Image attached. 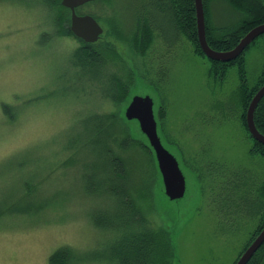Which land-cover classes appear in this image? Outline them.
<instances>
[{
	"label": "rangeland",
	"instance_id": "1",
	"mask_svg": "<svg viewBox=\"0 0 264 264\" xmlns=\"http://www.w3.org/2000/svg\"><path fill=\"white\" fill-rule=\"evenodd\" d=\"M153 1L103 0L77 12L95 13L102 28L95 44H113L122 62L127 96L115 104L72 64L71 55L83 42L70 32V20L54 26L48 6L0 0V264H48L61 247L71 249V264H120L109 260L120 232L109 235L92 220L93 210L110 197L95 189L99 180L90 170H99L101 162L83 140L89 143L86 128L97 113L146 141L138 122L125 118L133 96L152 98L158 135L185 178L184 195L170 200L153 167L146 213L170 237V264H235L262 230L264 156L250 153L253 142L239 119L237 66L213 74L210 62L179 32L161 37L153 30L146 49L135 47L132 38L153 15ZM208 11V24L218 32L238 18L220 0L209 3ZM107 65L116 69V63ZM263 69L260 37L245 52L250 86ZM132 160L136 187L147 184L150 191L147 157ZM214 166L225 175L214 177ZM246 169L262 177L255 175L249 185L243 175V185H231L232 174ZM242 194L261 199L262 206L240 203Z\"/></svg>",
	"mask_w": 264,
	"mask_h": 264
},
{
	"label": "trees",
	"instance_id": "2",
	"mask_svg": "<svg viewBox=\"0 0 264 264\" xmlns=\"http://www.w3.org/2000/svg\"><path fill=\"white\" fill-rule=\"evenodd\" d=\"M11 1L21 5L48 6L54 9L52 18H50V22L53 21L54 26L60 27L70 20L69 10L61 5V0ZM102 1L96 0L85 5L101 4ZM213 1L219 0H202V4L207 44L215 51L232 49L249 30L264 24V0H220L234 10L238 18L218 32L217 28L211 27L207 21L208 6ZM152 7L154 10L153 15L151 14L153 22L161 26L162 31L165 32L163 34L182 33L194 46L195 51L210 62L213 74L225 73L228 67L237 66L238 101L241 108L239 119L243 128L246 129L245 112L248 104L259 88L264 85V69L253 85L250 86L246 79L245 52L256 40L231 62L213 61L203 54L198 44L194 0H154ZM82 9V7L77 8L76 13L81 12ZM88 14L95 18V13ZM138 37H140V41ZM133 40L134 46L143 51L148 47L150 31L143 27ZM109 46L104 43H83L73 51L71 62L80 68L83 75L92 81H97L103 94L116 104L126 99L128 85H123L125 84L123 82L125 75L124 72L121 73L120 69L123 66L122 62L117 60L113 44ZM114 63H116L115 70L104 68L107 64L114 65ZM162 113L161 110L160 118ZM91 115L94 116L95 123L86 128L89 143L86 144V141L83 140V144L86 151L91 147L90 151H93V154L99 158L101 167L95 171V168L91 166L90 176L99 180V186L95 187L96 191L110 197L106 198V204L93 210L92 220L97 227L99 226L109 235L114 236L115 233L120 232L119 235L122 236L119 242L115 241L114 245L112 244L109 250L111 251L109 260H114V262L118 260L120 264H170L173 250L170 237L165 229L154 227L148 221L146 213V210L150 208L152 198L150 192L152 193L156 171L160 177L158 168L155 169L156 171L154 170L157 165L152 149L147 141L130 136L124 128L117 129L114 121L112 122L110 118L106 117L107 115L97 113ZM253 121L257 130L264 135V97L255 108ZM142 136L146 140L143 134ZM248 136L251 139L249 134ZM252 142L254 145L252 152L264 156V146L257 141L252 140ZM78 152L80 153L81 149H78ZM132 157H139V159L147 157L146 163L151 165V167L148 165L151 174L153 172L150 178V191L147 184L144 189L141 187V190L139 186L136 187L130 175L131 166L134 163ZM92 192L97 193L94 190ZM260 194L264 196V188ZM263 226L264 223L261 224L259 230ZM72 255L71 249L61 247L49 256L48 264H60V262H62L61 264H71L70 257ZM247 264H264V242Z\"/></svg>",
	"mask_w": 264,
	"mask_h": 264
},
{
	"label": "water",
	"instance_id": "3",
	"mask_svg": "<svg viewBox=\"0 0 264 264\" xmlns=\"http://www.w3.org/2000/svg\"><path fill=\"white\" fill-rule=\"evenodd\" d=\"M94 1L96 0H61V5L70 11V32L86 44L95 43L102 34V28L95 18L90 15H78L76 9ZM194 6L198 44L203 54L210 60L231 62L238 58L258 36L264 34V24L255 26L232 49L215 51L207 44L202 0H194ZM263 97L264 85L259 88L249 102L245 113V121L252 138L264 146V135L257 130L253 121L255 108ZM125 118L128 121L136 120L138 122L140 132L145 136L149 147L153 151L165 195L170 200L181 198L185 191V178L175 157L161 144L153 114L152 98L148 95L133 96L126 107ZM263 242L264 227L235 264H247Z\"/></svg>",
	"mask_w": 264,
	"mask_h": 264
},
{
	"label": "flooded vegetation",
	"instance_id": "4",
	"mask_svg": "<svg viewBox=\"0 0 264 264\" xmlns=\"http://www.w3.org/2000/svg\"><path fill=\"white\" fill-rule=\"evenodd\" d=\"M150 15V14H149ZM142 16H144V15H142ZM146 16H148V15H145V17ZM149 19V20H148ZM145 22H146V24H145ZM140 24H142L143 25V27L145 28V30H149L150 32H153V30H155V31H158V33H159V35H161V37H163V31H162V28H161V26L160 25H158V24H155V22H153V19H152V17H151V15L150 16H148V17H146V21H142ZM261 25V24H260ZM153 26V27H152ZM139 29L137 30V33L135 34V35H138L139 34ZM264 34H262V35H260L261 37H264L263 36ZM260 36H258L255 40H257L258 38H260ZM176 36L174 35V38H175ZM140 37H138V40L140 41V39H139ZM175 41V39H173V42ZM132 42H134V40H133V38H132ZM149 44H150V41H149ZM148 44V45H149ZM168 46H171V45H168ZM153 108H154V102H153ZM155 118V117H154ZM157 124V123H156ZM245 126H246V121H245ZM244 129V128H243ZM244 131L246 132L247 131V133L250 135V133H249V131H248V129H247V126H246V129H244ZM158 132V131H157ZM159 134V133H158ZM251 136V135H250ZM159 138H160V136H159ZM251 139L252 140H254L253 138H252V136H251ZM160 141H161V144H162V146L168 151V152H170L174 157H175V159L177 160V162H178V166H179V168H180V170H181V172L183 171L182 169H181V167H180V164H179V160L177 159V157H176V155L174 154V153H172L170 150H168V148L163 144V142H162V139L160 138ZM255 141V140H254ZM252 147H254V145H253V143H252ZM251 147V154L252 153H254V152H252V150H253V148ZM254 154H256V155H258L257 153H254ZM215 168L214 169H212V172L211 173H213L212 175L215 177V174L214 173H217V177H220V176H223V175H225L224 173L222 174L221 172H219V170L216 168V166H214ZM198 172V171H197ZM252 172H254V176L255 175H258L259 173H256V171H251V170H248V169H246L245 171H236L235 173H233L232 175H233V183H231V185H233L234 187H237V185L240 187L241 185H243L244 184V180H243V178H242V176L244 175V179H246L248 182H249V185L251 184V183H253L254 181L256 182V179H257V177L259 176L260 178L262 177V174H259L258 176H255V178H252V179H250L251 178V176H252ZM183 173V172H182ZM208 173H210V168H209V171H208ZM250 176V178L248 179V177ZM259 178V179H260ZM261 192V191H260ZM241 195V194H240ZM260 196H261V194H259ZM262 197V196H261ZM248 200H251L247 195H243L242 194V198L240 199V203H242V202H245V203H247V204H249V205H252V203H250V202H248ZM251 201H253L254 202V205H258V201H257V199L256 200H251ZM261 203H259V205L260 206H262V200L260 199L259 200ZM261 208H263L264 209V207H261ZM261 208L259 209V210H261ZM261 212H262V214L264 213V210H261ZM259 234V233H258ZM238 260V259H237Z\"/></svg>",
	"mask_w": 264,
	"mask_h": 264
}]
</instances>
